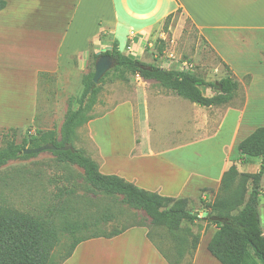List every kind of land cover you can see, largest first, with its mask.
<instances>
[{
	"label": "rangeland",
	"instance_id": "obj_1",
	"mask_svg": "<svg viewBox=\"0 0 264 264\" xmlns=\"http://www.w3.org/2000/svg\"><path fill=\"white\" fill-rule=\"evenodd\" d=\"M129 3L137 10L147 11L155 6L156 0H129ZM137 31L138 27L135 26L133 33ZM160 32H156L148 42L146 56L140 61L165 70L192 73L207 82L216 83L222 78L231 77L238 82V90L226 105L191 109L186 106L187 102L178 100L176 94L159 82L143 80L126 70L112 71L97 85L96 103L89 115L94 121L119 106L126 105L128 111H119L93 124L91 133L95 135L96 143L104 148L109 147L111 154L116 152L126 158H178L187 168L196 170L209 165L208 168L213 167L218 161L225 172L235 166L242 174L258 173L262 158H244L241 162L238 160V142L264 127V34L244 32L232 38L234 45L229 50L231 56L236 53L243 58L239 64L235 62L233 65V74L211 51L189 20L182 30L173 27L172 32L164 33L163 38ZM128 36V30L119 28L117 39L120 52H125ZM158 40H163L165 44L157 43ZM160 49L162 53L158 55ZM94 55L92 51L82 64L75 61L74 68L61 70L55 75H40L37 85L33 82L32 86L29 85L28 76L33 74L36 67L45 65L44 54L17 55L23 65L15 68L0 65V149L8 140H14L17 145L24 142L27 149L32 137L48 132H53L55 140L60 141V131L67 113L78 109L77 100L83 91V83L94 73ZM251 55L254 57L252 61ZM6 76L11 78L14 85H4L2 78ZM201 93L204 97L214 96V92L204 88H201ZM9 97L13 103L6 101ZM145 100L151 106L160 100L162 108L145 115ZM22 102V110L14 109L16 104ZM92 121L76 129L73 147L98 166H103L99 149L90 135L89 125ZM241 121L243 125L237 133ZM11 129L15 130L14 135ZM179 146L182 150L175 151ZM148 166L154 172L160 169L155 162ZM206 184H209L208 180ZM219 187L220 183L210 188L199 187L195 195L187 196L189 210L198 214L200 219L204 218L210 212L208 206L220 195ZM261 191L259 215L264 232V176ZM0 205L31 216L53 215L56 222H60L63 216L78 222H92L101 213L107 212L113 217L110 222L90 227L82 235H109L122 229L144 228L172 264H219L207 251L209 239L216 229L207 225L206 220L193 224L185 222L177 232L155 227L144 212L128 206L122 197L95 190L80 168L59 160L49 151L0 167ZM140 234L136 233L138 237ZM196 238L198 243L194 250ZM132 241H139V238ZM124 242L119 241L118 247L125 246ZM68 243L69 238L62 236L56 249L57 260L64 255ZM89 254L93 255V252Z\"/></svg>",
	"mask_w": 264,
	"mask_h": 264
},
{
	"label": "crops",
	"instance_id": "obj_2",
	"mask_svg": "<svg viewBox=\"0 0 264 264\" xmlns=\"http://www.w3.org/2000/svg\"><path fill=\"white\" fill-rule=\"evenodd\" d=\"M3 1L6 6L0 12V65L15 68L23 65L17 55L44 54L46 63L36 67L33 74L28 76L29 85L33 82L37 85L40 75H55L61 70L74 68L75 61L78 64L84 63L85 57L92 51L94 54L101 53L107 48L110 49L113 43H117L119 50V28L129 31L126 50L121 53L139 58L140 61L146 56V45L155 33L161 31L160 37L163 38L161 28L170 15L173 18L168 31L172 32L173 27L182 30L189 20L230 72L235 62L239 64L243 60L240 54L231 56L229 50L234 45L232 38L244 32L264 34V0H156L155 6L147 11L133 8L129 0ZM135 26L138 31L134 34ZM253 58L251 55L250 60ZM143 63L150 64L147 61ZM232 73L234 74L233 71ZM2 79L4 85H14L8 76ZM177 99L183 100L179 97ZM6 101L12 102L10 97ZM159 101L151 106L145 100L143 113L148 115L151 110L161 109ZM184 101L190 104L186 103V106L191 109L200 108ZM23 102L16 106L14 104V109L22 110ZM119 111L127 113L128 107L119 106L106 116L91 122L89 130L95 143L96 137L94 132V136L91 133L93 124L104 121L109 115H115ZM245 111L242 112V117ZM242 121L237 133L242 128ZM194 144L196 145H192ZM96 145L104 163L99 166L103 175H116L142 190L162 197L177 199L195 195L199 187L210 188L216 183L219 184L225 173L218 161L213 167L208 168L209 165L208 169L196 170L187 168L178 158H126L116 152L111 154L109 147L104 148L97 143ZM178 150H182L181 146L175 149ZM154 162L160 167L157 172L148 169V164ZM206 180L209 184H206ZM137 232L141 233L140 237L136 235ZM147 234L148 231L144 228H131L112 239L99 238L84 242L63 264H169L154 247L156 244L149 241ZM136 237L139 241H132ZM122 240L126 241L123 243L126 245L118 247V242Z\"/></svg>",
	"mask_w": 264,
	"mask_h": 264
},
{
	"label": "trees",
	"instance_id": "obj_3",
	"mask_svg": "<svg viewBox=\"0 0 264 264\" xmlns=\"http://www.w3.org/2000/svg\"><path fill=\"white\" fill-rule=\"evenodd\" d=\"M5 6L6 3L0 0V12ZM172 18L170 15L165 20L163 33L168 32ZM157 43L165 44L163 40H158ZM161 53V49L157 51L158 55ZM100 56H110L115 59L117 65L100 80L99 84L111 73L126 70L143 80L159 82L165 89L200 108L228 104L239 86L231 77L213 83L192 73L165 70L154 64L143 63L132 56L123 55L118 50L117 43H113L106 52L95 54L94 66ZM93 77L94 73L83 83V91L77 100L78 109L67 113L61 127L60 141L55 140L53 132L43 133L32 137L27 149L52 145L56 150L51 153L59 160L80 168L92 188L107 195L122 197L128 206L144 212L151 220V225L155 227L177 232L185 222L193 224L198 220H206L207 225L216 229L207 245V251L219 264H264V232L259 215L264 166L262 165L256 174H242L235 166H231L222 175L220 195L208 206L210 212L201 219L198 214L189 210L190 201L186 198L162 197L142 190L116 175H103L97 163L73 147L76 129L93 120L89 113L96 103L98 94ZM201 88L211 90L214 96L204 97ZM11 130L14 135L15 130ZM25 144L23 142L17 145L14 140L6 141L4 147L0 149V167L20 158L33 157L21 154L26 150ZM65 146L71 147V150L61 151ZM238 154V160L241 162L244 158L264 157V127L256 129L238 144ZM112 218V215L104 212L92 222H78L66 216H63L60 222H56L53 215L31 216L0 205V264H63L80 244L99 238L112 239L128 230L114 231L109 235H82L90 227L98 226L101 222H110ZM62 236H67L69 243L64 255L57 260L56 249L60 246ZM147 238L151 240L149 233ZM194 240L195 250L198 239ZM154 247L165 257L157 245ZM165 259L172 264L166 257Z\"/></svg>",
	"mask_w": 264,
	"mask_h": 264
},
{
	"label": "water",
	"instance_id": "obj_4",
	"mask_svg": "<svg viewBox=\"0 0 264 264\" xmlns=\"http://www.w3.org/2000/svg\"><path fill=\"white\" fill-rule=\"evenodd\" d=\"M109 50V48L105 49L102 51V53L106 52ZM117 63L115 59L111 58L110 56H100L96 59L95 61V66H94V77H93V84L94 86H97L100 82V80L111 70H113L116 67ZM91 94V91L90 93ZM56 148L53 147L52 145H45L41 148L38 149H26L24 150L21 154L25 156H30V155H36L40 154L43 152H52L55 151ZM71 150V147L65 146L64 148L61 149V151H69ZM264 166V157L262 158V164L261 166Z\"/></svg>",
	"mask_w": 264,
	"mask_h": 264
}]
</instances>
